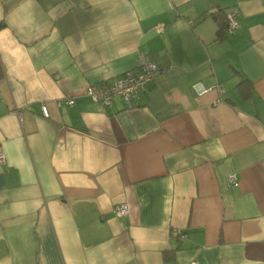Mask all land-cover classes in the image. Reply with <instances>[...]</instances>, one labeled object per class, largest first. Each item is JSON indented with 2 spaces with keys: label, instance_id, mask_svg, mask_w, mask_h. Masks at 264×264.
I'll return each instance as SVG.
<instances>
[{
  "label": "crops",
  "instance_id": "obj_1",
  "mask_svg": "<svg viewBox=\"0 0 264 264\" xmlns=\"http://www.w3.org/2000/svg\"><path fill=\"white\" fill-rule=\"evenodd\" d=\"M0 154V264H264V0H0Z\"/></svg>",
  "mask_w": 264,
  "mask_h": 264
},
{
  "label": "built area",
  "instance_id": "obj_2",
  "mask_svg": "<svg viewBox=\"0 0 264 264\" xmlns=\"http://www.w3.org/2000/svg\"><path fill=\"white\" fill-rule=\"evenodd\" d=\"M225 13L227 19V31L229 33H234L240 26L237 18V9L235 7H230L225 9ZM165 29L166 24L164 23L158 24L155 27V30L158 33H163ZM158 73L159 70L157 65L147 54L142 53L139 59V65L136 69L128 70L119 77L107 81L100 86L90 85L85 89V92L95 103H102L109 106L116 98H120L126 107H133L139 101L141 93L147 89L151 82L154 81ZM195 87L199 94L208 91L207 87L202 85V83L195 84ZM64 102L68 105L74 104L73 99L61 100L58 104L60 105ZM42 111L46 117L50 115L46 104L42 105ZM0 160H3L2 154H0ZM230 180L235 182L236 178L231 177ZM130 212L131 207L127 202L119 203L114 206V213L118 217L127 216ZM192 264L199 263L194 261Z\"/></svg>",
  "mask_w": 264,
  "mask_h": 264
},
{
  "label": "trees",
  "instance_id": "obj_3",
  "mask_svg": "<svg viewBox=\"0 0 264 264\" xmlns=\"http://www.w3.org/2000/svg\"><path fill=\"white\" fill-rule=\"evenodd\" d=\"M224 12H225V10H224ZM225 16H226V13H225ZM218 19H221V26H222V28H221V30L219 31L220 33L222 32V31H225V30H227V19L225 20V19H223L222 17H221V15H218V16H216Z\"/></svg>",
  "mask_w": 264,
  "mask_h": 264
}]
</instances>
